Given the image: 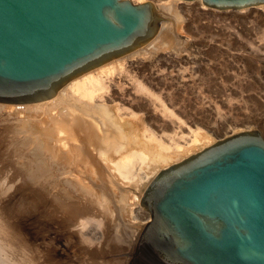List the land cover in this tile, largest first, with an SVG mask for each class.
Instances as JSON below:
<instances>
[{
    "label": "rangeland",
    "instance_id": "obj_1",
    "mask_svg": "<svg viewBox=\"0 0 264 264\" xmlns=\"http://www.w3.org/2000/svg\"><path fill=\"white\" fill-rule=\"evenodd\" d=\"M175 11L181 22L174 30L181 38L175 37L166 54L162 53L166 49L163 47L158 54L136 59L158 65L159 71H153L157 72L158 81L150 82L147 69L137 71L127 64L103 79L107 87L111 86L102 91L108 97L113 92L111 84L116 81L125 86L115 91L134 93L135 83L127 82L136 78L150 92L161 95V102L182 121L163 116L160 100L150 99L144 115L149 132L137 130L126 144L117 147L128 153H143V161L148 157L144 163L132 158V175L127 180L120 183L112 176L102 181L92 176L93 183L83 177L76 181L81 176L70 172L68 163L53 155L46 147L49 140L41 135L45 140L40 149L33 143V131L45 128L39 123L44 122L45 116L32 114L25 129L24 124L16 122L22 120L21 116L8 118L0 113V264H133L137 239L149 220L139 205V195L151 178L145 173L153 165L151 155L176 148L165 135L175 132L179 146L188 140L187 129L196 127L200 134H211L212 143L228 134L223 133L227 129L226 132L232 129L235 133L256 129L264 138V7L216 10L203 8L195 0L178 3ZM126 55L109 62L123 61ZM137 103L127 100L124 107L141 114L136 110ZM60 110H51L48 115L53 118ZM155 138L160 140L153 141ZM77 162L72 164L80 165V159Z\"/></svg>",
    "mask_w": 264,
    "mask_h": 264
},
{
    "label": "water",
    "instance_id": "obj_2",
    "mask_svg": "<svg viewBox=\"0 0 264 264\" xmlns=\"http://www.w3.org/2000/svg\"><path fill=\"white\" fill-rule=\"evenodd\" d=\"M201 2L235 11L264 4ZM159 20L148 1L0 0V104L54 98L71 80L147 44ZM139 205L149 220L133 264H264L263 136L232 133L159 170Z\"/></svg>",
    "mask_w": 264,
    "mask_h": 264
},
{
    "label": "bare ground",
    "instance_id": "obj_3",
    "mask_svg": "<svg viewBox=\"0 0 264 264\" xmlns=\"http://www.w3.org/2000/svg\"><path fill=\"white\" fill-rule=\"evenodd\" d=\"M131 1L134 3H143L145 1L150 2L153 5L154 10L159 14L160 17L159 20L160 27L157 34L147 44H145L144 47L141 46L142 48L140 47L130 52L128 55H126L127 57L125 59L123 58V61H121L120 59L118 61H115L114 63L109 62L111 64L109 65L105 64L98 69L91 70L73 79L72 82L71 81L68 82L69 84L67 88H65L66 87L65 86L64 87L65 89L63 88L59 90L55 95V97L52 98V100H47L32 104H25V105L0 104V113L2 114L4 113L5 117L8 118L14 117L16 115L19 117L21 116L22 120L19 119L16 122L19 123V125L24 124L23 127L25 129L27 128L28 125L26 124V122L30 120L29 118L31 117L32 114L39 113L45 116L44 122H39L40 124L41 123L45 124V128L44 129L36 128L39 131L36 129L33 131V136H32L33 143L36 144L37 147H39L40 149L43 147V145L41 144V141L43 139L40 136L43 135L45 139L49 140L50 143L49 145H46V147L49 146L50 151L53 153V155L57 158L60 157L62 160H64V163L67 162L69 165L68 167L70 168V169L68 168L70 172H75V175H77V177L78 175L81 176L76 181L81 180V178L83 177L82 180L88 179L91 183H93L95 178L93 179L92 176H95L102 181H104L103 179L106 177L107 178L109 177V179L114 177L117 178V181L121 183L125 179L127 180V178H129L132 175V173L130 175V170H132L130 164L133 165V163L131 162L132 158L137 157L138 159H140L142 155L144 157V154L141 153L142 154L141 155L137 150L134 152L131 151L132 153L131 152L128 153V151H126L125 148L122 147L121 149H119L117 147L119 144L120 145L126 144L125 141H128V139L131 138V135L133 136V133H135L137 130H141L142 133H144V131L145 132L148 131V130L146 131L147 127H145L146 123L144 122L145 121L144 115L147 113L148 110L147 106L149 102H151L150 99L153 98L160 100L159 103H161V107H162L160 110L163 113V116L164 115L170 117L175 116L173 112L169 111L166 108V106L163 104V102H161V97H160L161 95L158 96V94L155 95L154 93L150 92V90L146 88L141 83V81L139 80L137 81L136 78L135 80L133 78H130L129 79L130 82L129 81L127 82L128 84H130L131 82H133V84L135 83L134 84L135 86L132 88L134 89V93L127 90H123V91L121 90L120 92L115 91V88L117 87L121 88L124 84L120 83L121 81H116V82L113 81L114 83L111 84L113 92H111V94L108 97L103 96L104 92L102 91H105L106 88L111 87V86L107 87L103 79L107 77V75L112 74V72L117 68L118 70L119 68L121 70V67L123 69V67L126 64L127 67L136 69L137 71H144L147 69L149 71L148 75H150L149 77V79L151 80L150 82H152V80L158 81V79L156 78L157 72H153V71L154 70L159 71L158 69L159 66L152 64V61L149 64H144L143 61H136V59L145 56L150 57L149 54H153V53L158 54L159 51H161L159 49H162L163 47L166 49L163 50L164 49L163 48L162 53L165 52L166 54V52L168 51L167 48L171 47L173 43L172 41L175 40V37H177L178 39L181 38V35L176 33V31L174 30L175 25L178 24V22H181L180 21L181 17L179 15V12L175 11V8L177 7L178 3L182 2L183 0L181 1L180 0H131ZM197 2H199V4L203 8H205L201 0H197ZM262 7H264V5L256 6V8H262ZM167 54L169 56V53ZM158 61L159 60L155 59V62L158 63ZM102 75L104 77H102ZM133 84H131V86ZM100 92H102V94H100ZM96 98L98 100H96ZM115 99L118 100L117 101L118 103L117 102L114 103ZM127 100L129 101L137 100L138 103L135 105V107L137 111L139 112L141 111V114H138L137 112L132 110V108L130 109V107L129 108L124 107V105L127 104ZM57 109L58 110L61 109V110L60 112L55 111L57 113L54 114L56 115L55 117L52 118L51 117L52 114L51 116L48 115L50 114L51 110H57ZM127 116H130L131 118L127 119ZM0 117L2 116L0 115ZM175 118H176L175 119L176 122L177 120L181 121L177 118V116H175ZM39 123L36 122L35 125ZM187 130L188 133L190 132V134L188 135V140L185 141L184 145L182 146H179V144H177V140H176L177 138L176 139L174 138V136L176 137V133L174 131H173L174 135H165L166 139L169 140L170 143H172L171 145H174L176 148L173 149L174 151L168 153H166L167 151L165 150L166 149L165 148L164 149L165 151H162L163 153L155 152L154 154L151 155L152 158L151 157L150 158L152 160L153 165L149 164L150 166L149 165L148 166L150 170L148 172H145L149 174L148 179L150 177H153L159 170L171 165V163L172 164L175 163L176 160L179 159L182 160L185 157L189 156L192 152L194 153L196 151H199L213 142V137L211 136V134H207V132L200 134L197 131V127L194 129L189 128ZM226 131L223 133H228V134L224 135V137L228 136L229 134L235 133V130L232 129L231 131L228 132ZM144 134L142 137L145 139L146 137L144 136ZM146 136L148 137V140H150L149 136L148 135ZM180 137L183 138V136ZM155 139L156 140L153 139V141L157 142L158 140H160V138L158 140L157 138ZM118 140H120L121 142H117ZM161 144L163 145L164 143ZM161 150L163 149L160 148V152ZM120 153H121L120 159L115 160V157L117 155L119 156ZM79 159H80V165L78 164L76 165V163L75 164L73 163L75 165L74 166L72 162H75V160L77 162ZM141 160L143 161V159H140L138 162L144 163L145 160L143 162ZM138 166L139 165H137V167ZM137 170L139 171L141 169H137ZM143 176L145 177V175ZM138 178H140L139 175ZM150 179L147 180V182L150 181ZM139 183H141V181H139ZM84 236L85 234L83 235V238ZM91 236H93V234ZM84 239L88 240V237ZM108 244H110V242ZM124 260L127 262L126 259Z\"/></svg>",
    "mask_w": 264,
    "mask_h": 264
}]
</instances>
